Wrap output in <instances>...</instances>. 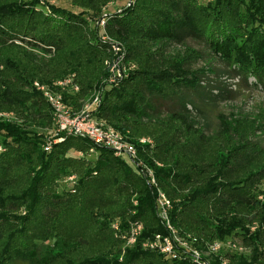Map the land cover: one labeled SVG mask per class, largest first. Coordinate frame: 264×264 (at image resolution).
Returning a JSON list of instances; mask_svg holds the SVG:
<instances>
[{
    "label": "trees",
    "instance_id": "trees-1",
    "mask_svg": "<svg viewBox=\"0 0 264 264\" xmlns=\"http://www.w3.org/2000/svg\"><path fill=\"white\" fill-rule=\"evenodd\" d=\"M103 1L72 3L96 9ZM111 16L107 31L137 68L106 86L103 64L110 53L95 33L88 37L81 15L40 0H0V61L9 63V72H0V111L20 120H0V264H194L141 248L142 241L168 234L157 216L158 191L170 203L169 223L178 235L200 246L238 239L248 259L225 254V264H264V140L256 136L264 122L228 121L218 112L249 79L250 86L264 87V0H135ZM188 40L206 50L205 56L188 50V56L210 58L201 68L193 69L189 58L164 59L162 49H154L187 48ZM14 42L45 54L54 50L57 78L77 73L80 93L68 97L74 111L77 99L100 88L93 118L135 145L141 165L75 135L52 140L44 152L31 129L54 130L51 109L39 92L24 91L26 64L3 60ZM153 99L173 100L176 108L162 116ZM217 112V131L207 135L199 122L207 127ZM140 138L152 145L139 146ZM70 176L75 181L58 191V181ZM137 223L140 236L124 247Z\"/></svg>",
    "mask_w": 264,
    "mask_h": 264
},
{
    "label": "rangeland",
    "instance_id": "rangeland-1",
    "mask_svg": "<svg viewBox=\"0 0 264 264\" xmlns=\"http://www.w3.org/2000/svg\"><path fill=\"white\" fill-rule=\"evenodd\" d=\"M42 2H46L52 6H58L62 9H65L66 11L76 13L81 15V18L83 22H85L86 25V33L88 34V37L92 35V33H95V37H97V40H101L100 36L101 34H104V37L106 38V42H110L113 44H118V51L117 55L124 54L123 60L120 62V66L122 68H129L130 71L136 70L137 64L134 62L127 61V52L124 47V45L112 38V36L107 31V21L110 20L112 17L111 15L113 13L119 14L123 9H125L129 4L134 3L135 0H105L102 3L97 5L96 9H92L91 7L86 6H79L72 3L73 0H40ZM197 3L204 5L208 1L211 0H196ZM93 2V0H91ZM108 19V20H107ZM101 20H104L106 22L104 29H102L99 25ZM109 22V21H108ZM101 47H106L107 51L110 53L111 59L115 56V52L113 51V48H110L109 45L105 43H101L99 41ZM13 47L7 48L3 53V60L10 58L12 61L20 60L21 62H24L26 66L28 67L29 76L26 77V83H28L27 87L24 88L25 92H29L30 90H33V85L35 83L42 84V85H50L51 83L57 81V80H64L68 77L72 78L73 83L79 88V91L74 94L70 92H63L64 96V103L67 106H72L69 103L72 102V100H68V97H75L77 94L80 93V86L77 81V73H70L62 78H57L54 74L57 71V66L59 64V59L56 58V55L54 53V50L51 51L49 54L43 53L40 49H36L34 47H30L27 45H24L20 42H14L12 44ZM186 47H179L175 45H159L155 44L154 49H162V57L164 59L170 60L173 59L174 61L181 62L182 60H185L189 58V61L192 64L193 69L201 68L206 62L209 61L210 58L204 57L203 60L195 59L191 56H188L187 52L188 50H198L206 55L203 46L200 43H195L192 40H188L186 43ZM120 51V52H119ZM21 54L19 56L18 54ZM192 55V54H191ZM29 58V62H28ZM160 60V58H157ZM109 60H106L103 64V66L107 69V64ZM9 63H6L5 61H0V72H9L7 71L6 67ZM211 65L214 67H222L221 64L217 61H211ZM128 71V70H127ZM129 71V72H130ZM128 72V73H129ZM109 74V71H108ZM26 76V75H25ZM109 77L108 75L106 78ZM46 78H53L51 83H41L40 79H46ZM212 79H217L215 77H210ZM108 79V78H107ZM107 79H105L107 81ZM105 80L102 81V83L106 82ZM237 80L233 81L236 82ZM253 79L248 80V88L244 87L245 90H241L238 97L233 101H226L219 104V115L221 117H225L228 121L231 119L233 120H254L257 123L264 122V87L258 86L253 87L250 86V84H253ZM23 90V88H20ZM17 89V90H20ZM35 90V89H34ZM36 91V90H35ZM100 88L94 89L89 95H86L83 99H77L78 100V111H81L84 107H89L90 104L99 96ZM83 100V101H82ZM152 102L154 103L155 107L157 108V113L161 114L162 116L168 115L169 113L173 112L176 108L175 102L173 100H162V99H153ZM4 110V109H3ZM77 111V110H76ZM218 112L216 115L210 116L209 120L207 121V127H204V124L202 122H199L201 126L204 128V133L207 135H212L217 131L218 128V121L216 119V116L218 115ZM0 120L4 122L9 123H19L20 120L17 119L16 115L13 112H7V111H0ZM31 129V128H30ZM33 130L39 137H40V145L44 152H48L47 150L51 149V141L57 140L60 141L61 137L57 136L55 134V130L49 129V128H35L31 129ZM256 136L264 140V133H261L260 131L256 133ZM2 137H0L1 141ZM4 148L0 144V152H3ZM206 151L209 152V148L206 147ZM71 154V153H70ZM73 154V153H72ZM90 159H94V155L89 157ZM125 160V158H124ZM74 176H70L67 179H61L58 181V188L57 190L60 191L63 188H68L69 185L75 181ZM136 203L134 202L133 205ZM17 215H23V213H17ZM233 242L237 246H241L243 250L241 252L238 251H231L226 246L228 243ZM194 248H196L199 251L200 258L203 262L206 264H211L214 258H217L218 260L222 261V264L226 263V260L224 258L225 254L233 255V257H239L248 259L249 256V250L246 249L240 240L238 239H226L223 247L220 249V251L212 252L209 249L208 244H204V246L196 245V242L194 243ZM125 247V244H124ZM223 255V256H222Z\"/></svg>",
    "mask_w": 264,
    "mask_h": 264
},
{
    "label": "built area",
    "instance_id": "built-area-1",
    "mask_svg": "<svg viewBox=\"0 0 264 264\" xmlns=\"http://www.w3.org/2000/svg\"><path fill=\"white\" fill-rule=\"evenodd\" d=\"M105 24L106 22L101 20L99 26L104 29ZM100 38L101 40L99 41H101V43H105L109 45L110 48H113L116 56L112 57L107 64L109 77L106 81V86L117 85L123 80L124 75L128 74L131 69L122 68L120 66L124 54L117 55L119 49L117 47L118 44L106 42L104 34H101ZM33 87L41 94L42 98L51 109L52 123L57 136L75 135L86 138L94 145L110 149L114 156L123 159L125 158V160L134 167L141 165L138 161L135 145L124 140L119 132L113 128L105 126L93 118L92 113L100 103L101 90L99 96L94 99L89 107L86 106L81 111H74L71 106H67L64 103L63 96V92L76 94L79 91V88L73 83L71 77L64 80H57L50 85H40L35 83ZM137 143L139 146L152 145V141L149 138H140ZM147 176L150 179V184L155 185V180L151 171H148ZM262 189L264 191V186ZM259 199H261V197ZM170 208L169 201L160 191H158L156 198L157 216L162 222H164L168 234H157L142 241L141 248L143 250L158 253L164 258V260L168 261L188 257L194 264H206L201 260L199 251L194 248L193 244L196 242V239L190 236L182 237L181 235H178L170 225L168 218V211ZM112 227L117 230L115 224H113ZM141 230L142 227L140 224H131L129 231L124 236L125 245L133 246L137 241V238L140 236ZM225 241L223 243H212L209 245V249L212 252L220 251L222 247L223 249L227 247L231 251L241 252L243 250L241 246H237L233 242L228 243L227 246L224 247Z\"/></svg>",
    "mask_w": 264,
    "mask_h": 264
}]
</instances>
